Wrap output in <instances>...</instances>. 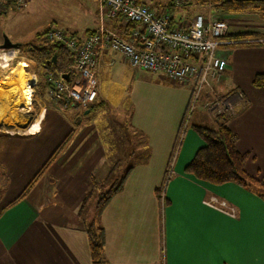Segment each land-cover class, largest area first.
<instances>
[{"label":"crops","instance_id":"crops-1","mask_svg":"<svg viewBox=\"0 0 264 264\" xmlns=\"http://www.w3.org/2000/svg\"><path fill=\"white\" fill-rule=\"evenodd\" d=\"M185 2L187 9H194L189 15L185 10L178 12L174 0L157 8L148 7L156 15L170 14L175 25L184 27L195 16H202L196 12L203 8L196 0ZM210 12L227 24L228 35L255 33L263 37L250 42L264 41V16ZM183 14H187L185 20ZM113 26L106 23L110 30ZM117 55L108 51L102 56L98 82L106 75H124L115 64ZM219 55L225 58L227 68L219 80L201 92L200 108L190 113L192 117L195 112L193 125L211 128L208 125L211 120L215 124V116L205 110L208 100L215 96L229 99L238 93L240 99L235 95L231 99L236 114L227 127L236 135V151L248 154L246 173L261 177L264 87L255 88L251 82L256 75L264 76V45L224 46ZM0 58L4 59V71L10 59ZM121 60L130 68L127 60ZM158 77L168 84L158 83L159 88L165 92L173 86L178 88L174 93L182 95L180 100L170 104L150 98L148 93L141 96L137 85L130 99L127 93L118 99L119 110L127 112V119L124 117L115 128L108 129L100 120L81 124L76 122L77 111L48 108L26 127L27 132L0 129V264H92L86 228L94 213L88 204L83 206L90 178L100 163L108 173L107 163L124 156L117 147H132L126 140L130 136L146 145L149 155L145 164L130 170L122 189L97 217L103 237L102 264H264V200L234 183L212 185L184 172L202 146L190 129L176 143L192 102L193 83ZM98 93L104 99L113 98L99 84ZM103 107L101 104L95 111L83 113L95 114ZM68 135L63 149L42 176L14 202ZM171 160V174L158 196L156 190L163 185Z\"/></svg>","mask_w":264,"mask_h":264},{"label":"built area","instance_id":"built-area-1","mask_svg":"<svg viewBox=\"0 0 264 264\" xmlns=\"http://www.w3.org/2000/svg\"><path fill=\"white\" fill-rule=\"evenodd\" d=\"M14 8L23 9L27 0H11ZM97 4L99 23L90 35L74 37L65 30L50 29L43 34L45 42L58 43L74 56L71 77L64 71L46 76L47 94L64 106L75 105L82 112L97 99V70L102 56L115 52L130 68L161 75L170 82L191 81L193 103L210 83L220 79L227 68L219 55L221 47L229 44L227 24L195 16L189 25L173 23L168 13L154 14L141 0H93ZM7 0H0V13L6 11ZM108 21L136 24L127 36L106 28ZM67 78V79H66ZM236 98L241 96L234 94ZM216 97L207 103L209 113L234 114L231 99ZM211 106V107H210ZM208 107L209 110H208ZM225 207L224 203H220Z\"/></svg>","mask_w":264,"mask_h":264},{"label":"rangeland","instance_id":"rangeland-1","mask_svg":"<svg viewBox=\"0 0 264 264\" xmlns=\"http://www.w3.org/2000/svg\"><path fill=\"white\" fill-rule=\"evenodd\" d=\"M144 1L148 4L146 5L143 3L145 6L157 8L158 5L166 4L169 0ZM195 3L203 7L198 9L196 13L202 14V16H205V18L210 21L219 20L216 16L214 17L211 15L210 11H212V9L209 5H200L197 0ZM174 4L179 8L178 12L180 13H183L185 10L189 15L194 10L193 8H186L188 5L185 0H174ZM96 8L97 4L94 3L93 0H29L27 8L24 10L16 8L15 10H10L6 14H0V46L4 38L7 39L9 43L18 45V48L13 50H3L0 48V55L4 52V54L10 56V60L8 61L9 66L4 71L0 68V129H5V131L9 133L27 132L26 127L34 120H37V118L42 115L43 111L48 108H56L61 111H77L76 122L81 121V124L91 123L93 120H100L104 122L103 125H107L108 129H110V127L115 128L124 117H126L124 119H127V112H120L121 110H119L118 99L120 100L123 94L126 93L130 99V95L134 93L137 85L140 86L137 92L141 96L148 93L150 98L161 100L162 102L165 101L170 104L180 100L182 95L177 91V93H174V89L176 90L178 88L173 86L170 92L163 91L159 88L160 85L158 83L164 86H168V84L162 82L158 74L151 75L150 77L138 70H131L126 66L125 62L121 60L120 55H117L115 64L123 69L124 75H112L111 77L110 75H106L101 77L99 82L97 81V99L93 104H102V106H105L100 112L87 116L83 112L89 111V108L82 112L75 105L64 106L50 99L47 94V85L44 83L45 81H43L41 76V71L35 62L27 59V55L24 54L23 49L27 46L45 45L46 42L43 40V32L46 29L60 28L65 30L68 34H73L75 32L74 34L79 35H83L86 31H93L97 28L99 23V15ZM163 8H165V6ZM213 12L216 11L213 10ZM186 15L187 14H183L184 20L185 17H187ZM2 62H4V59L0 58V65ZM21 62L25 63L27 67L20 68L18 64ZM22 69L24 72H22ZM154 78L156 81L151 83ZM25 82L28 83V86H25ZM98 84L102 90L106 92V95L112 94L113 98H102L98 93ZM200 94L197 96L194 103L192 99L188 111L192 112L194 108H200V103H198L201 98ZM215 98L216 96L211 97L208 102ZM210 107H208V110ZM188 111L187 115L189 113ZM206 112L209 113L207 110ZM215 112L216 111L211 114L209 113L210 116H216ZM235 114L234 111V114L231 116ZM187 115L183 122L181 139L190 129V126L195 123L193 118L195 112L192 117ZM212 122L213 120H211L208 126L215 128V124ZM118 150V152L122 154V146H119ZM172 163H174V161H172ZM102 164L103 163H100L97 166L99 170L96 169L97 171H95L94 178L99 185H106L104 178L107 171L105 172L106 167L102 166ZM110 164L111 162L109 164L107 163V168L110 167ZM170 169L169 174H171Z\"/></svg>","mask_w":264,"mask_h":264},{"label":"trees","instance_id":"trees-1","mask_svg":"<svg viewBox=\"0 0 264 264\" xmlns=\"http://www.w3.org/2000/svg\"><path fill=\"white\" fill-rule=\"evenodd\" d=\"M197 2L200 5H209L212 10H215L220 14L258 13L261 16H264V0H197ZM5 6L6 11L0 14H6L8 10H15L14 4L11 0H7ZM108 22H111L114 25L112 30L118 32L122 36H127L130 30L137 29L136 24H127L126 26H122L121 24H118L117 21ZM48 30L50 29L44 30L43 34ZM74 33L70 35L80 38L79 34ZM91 33L92 31H86L82 36L85 37ZM260 37L263 36L255 33H242L229 34L224 39L229 43L226 45L229 47L264 45V41L256 43L250 42L252 40L260 39ZM23 50L24 54L27 55V59L35 62L38 66L42 73L41 76L43 81H45L44 83H46V85V76L49 73L64 71L71 77L72 71L70 67H72L74 63V56L62 45L53 42H46L45 45L39 44L37 46H27ZM53 57L54 62L52 60ZM251 84L255 88H263L264 76L256 75L252 79ZM99 107V104H93L92 106L88 107V110L89 112H92ZM188 112V115H190L191 111ZM186 115L187 112L185 113L180 124V134H178L176 143L179 141L182 135V127L183 122L186 119ZM232 117L233 116L228 115L227 113L216 115L214 117L215 128H206L198 125L190 126V129L202 141V146L195 151L190 161L184 167V172L192 175L197 180L212 185L234 183L264 200V171L261 177H251L246 173L245 162L248 159V154H241L236 151V135L233 134L227 127V124ZM68 137L69 135L53 151L50 157L46 160V162L31 179L29 184L25 187L24 191L16 198L14 202L20 200L31 188V186L39 179V177L42 176L47 167L53 162L59 152L63 149ZM126 140L131 144L132 147L128 149L127 145L123 146L121 152L124 156L117 157V161L111 162L109 171L104 178L106 185H99L92 176L90 178V190L83 202V206L85 207V204H88L93 208L94 213L92 221L86 228L92 264L103 263L102 230L96 222L99 213L112 199V197L122 189L124 180L130 170L135 165L145 164L149 155L147 146L140 143V141L136 142L131 136ZM141 140H143L142 142H145L144 139ZM171 163L172 160L168 164L163 185L160 187V189L156 190V195L158 196L162 194L163 188L169 179V169Z\"/></svg>","mask_w":264,"mask_h":264},{"label":"water","instance_id":"water-1","mask_svg":"<svg viewBox=\"0 0 264 264\" xmlns=\"http://www.w3.org/2000/svg\"><path fill=\"white\" fill-rule=\"evenodd\" d=\"M0 48L3 49V50H13V49L18 48V45L11 44V43L8 42L7 39L4 38L3 39V43L1 44ZM52 60L54 62V57H53Z\"/></svg>","mask_w":264,"mask_h":264},{"label":"bare ground","instance_id":"bare-ground-1","mask_svg":"<svg viewBox=\"0 0 264 264\" xmlns=\"http://www.w3.org/2000/svg\"><path fill=\"white\" fill-rule=\"evenodd\" d=\"M2 55V58H4V57H6V58H8V59H10V56H8L7 54L5 55L4 54V52L1 54ZM16 55V54H15ZM18 65H20V68H23V67H27V65L25 64V63H23V62H21L20 64H18ZM1 67L0 68H3V64H1L0 65ZM22 72H24V70L22 69ZM17 90V89H16ZM19 93V92H18ZM10 95V94H9ZM8 97V96H7Z\"/></svg>","mask_w":264,"mask_h":264}]
</instances>
